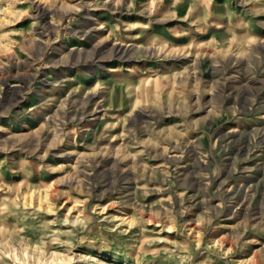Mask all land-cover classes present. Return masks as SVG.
<instances>
[{
  "label": "rangeland",
  "instance_id": "374dc122",
  "mask_svg": "<svg viewBox=\"0 0 264 264\" xmlns=\"http://www.w3.org/2000/svg\"><path fill=\"white\" fill-rule=\"evenodd\" d=\"M0 264H264V0H0Z\"/></svg>",
  "mask_w": 264,
  "mask_h": 264
},
{
  "label": "bare ground",
  "instance_id": "6f19581e",
  "mask_svg": "<svg viewBox=\"0 0 264 264\" xmlns=\"http://www.w3.org/2000/svg\"><path fill=\"white\" fill-rule=\"evenodd\" d=\"M114 52H115V53H120L121 50H120V49H115Z\"/></svg>",
  "mask_w": 264,
  "mask_h": 264
}]
</instances>
